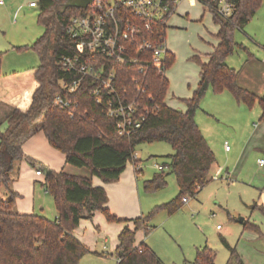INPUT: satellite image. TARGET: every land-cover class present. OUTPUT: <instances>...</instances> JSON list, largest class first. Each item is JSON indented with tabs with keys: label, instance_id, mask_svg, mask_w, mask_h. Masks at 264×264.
<instances>
[{
	"label": "trees",
	"instance_id": "obj_1",
	"mask_svg": "<svg viewBox=\"0 0 264 264\" xmlns=\"http://www.w3.org/2000/svg\"><path fill=\"white\" fill-rule=\"evenodd\" d=\"M68 0H39L38 24L44 34L30 47L40 58L36 70L37 87L32 103L26 110L13 109L0 123V188L9 189L13 183L15 165L27 160L38 171L45 174L44 187L54 198L58 217L50 220L39 215H22L14 210L17 194L9 192L4 200L0 197V264H79L90 253L84 244L74 236L81 221L92 219L96 213L105 216L109 223H120L124 227L118 236L116 249L118 264H164L158 255L145 243L136 245L137 234H151L150 223L156 212L164 210L170 215L176 213L188 197L196 198L210 182L216 156L196 123V112L201 101L211 89L215 94L228 91L238 103L252 107L259 101L262 108L261 122L264 123V96L239 86V73L227 65V59L237 48L235 32L242 31L255 17L263 0H237L234 16L225 20L210 12L219 31L215 36L219 45L209 54V61H195L200 67V83L191 99L183 100L186 112L170 108L166 104L169 81L161 75L158 65H152L145 76L138 67L110 64L116 71L115 86L120 98L126 104L136 102L144 112L149 111L142 127L128 137L118 135L117 120L109 118L105 109L96 103L92 94L99 87L87 80L75 92L69 93L62 86L72 77L60 66L62 57L76 54L75 45L67 34L70 20L86 16L88 10L70 8L61 13ZM175 13V8H172ZM168 16L167 19H169ZM168 26L158 27L165 33ZM264 49V45H263ZM5 53L0 52V78ZM176 58L168 53L164 65L169 70ZM145 78V86L136 82ZM145 90V94L141 92ZM57 96L71 100L75 116L55 106ZM108 95L103 93L105 101ZM158 107V109H157ZM7 124L2 132L1 126ZM37 132H43L50 145L61 152L66 164L89 171L90 176H75L65 171L40 168L23 151L24 143ZM167 143L174 154L166 169L159 171L144 183L146 193H156L167 186L170 171L176 176L178 196L171 202L157 207L148 216L134 220H121L112 215L108 208V195L103 187H95L93 179L104 184L120 181L129 163L136 168L135 148L142 144ZM250 225L245 224V228ZM232 257L236 255L231 249ZM195 264H216V254L208 247L197 251ZM242 264V263H241Z\"/></svg>",
	"mask_w": 264,
	"mask_h": 264
},
{
	"label": "rangeland",
	"instance_id": "obj_2",
	"mask_svg": "<svg viewBox=\"0 0 264 264\" xmlns=\"http://www.w3.org/2000/svg\"><path fill=\"white\" fill-rule=\"evenodd\" d=\"M38 2L6 0L0 9V49L13 43H34L43 35L44 29L37 21L39 8H30V3ZM179 5L177 13L170 19L166 35L167 44L176 55V63L167 74L171 86L167 103L173 102L178 111L185 112L187 106L182 99L189 93L193 96V87L199 79L195 56L202 61L206 59L217 43L214 34L218 28L207 7L195 0H181ZM30 39L35 40L30 42ZM235 42L238 46L227 59V65L239 73L245 85L264 83V0L251 22L242 31L235 32ZM27 53L24 58L28 60L32 56L38 58L30 50L23 54ZM10 62L16 65L15 59ZM261 115L259 101L248 107L238 103L228 91L221 94H215L211 89L207 91L195 119L216 156L211 180L196 198L188 197L189 201L176 213L156 212L150 223L152 232L147 238L143 231L138 235V240H144L153 248L164 264H195L197 251L205 247L216 254V264H264V166L259 165L264 160ZM252 136L253 146L248 145ZM227 146L233 150L231 153L226 151ZM173 154L172 146L167 143L142 144L135 148L134 157L139 161L141 216H148L178 196L176 176L169 170L166 171L167 186L163 190L151 194L144 191V183L159 174L157 167L169 164ZM22 162L15 165L13 183L19 180ZM64 165L90 176L86 169ZM218 169H222V176L216 180ZM133 170L134 165L129 163L126 171ZM44 179L45 174L39 182ZM4 190L5 187L0 188L1 193ZM50 198L49 206L39 213L54 219L57 210L54 198ZM106 223L115 229L101 238L97 236L104 229L94 226L93 221L86 220L81 227L82 237L92 254L86 255L79 264H118L113 244L117 241L119 225ZM247 223L249 228H245ZM105 237L109 243H105ZM231 249L236 252L234 257Z\"/></svg>",
	"mask_w": 264,
	"mask_h": 264
},
{
	"label": "built area",
	"instance_id": "obj_3",
	"mask_svg": "<svg viewBox=\"0 0 264 264\" xmlns=\"http://www.w3.org/2000/svg\"><path fill=\"white\" fill-rule=\"evenodd\" d=\"M6 0H0V7ZM181 0H94L86 16L70 20L67 34L75 45L76 54L62 57L60 66L71 80L61 86L69 93H75L82 84L91 80L97 87L92 93L96 103L102 106L109 118L117 120L118 135L128 137L139 130L147 119L149 111H142L136 102L128 104L118 96L115 86L116 71L110 64L132 65L138 67L145 76L152 65H158L161 75H166L164 65L168 53L166 32L158 31L162 25L168 26L170 18L176 13ZM209 11L215 12L225 20L234 16L237 0H196ZM32 7L37 4L32 3ZM175 8V13H172ZM168 16H170L169 19ZM145 86V78L136 82ZM108 95L107 101L103 93ZM145 94V90L141 89ZM55 106L61 111L75 116L71 100L57 96ZM158 109V107H157ZM226 151H230L229 146ZM264 166V160L259 162ZM158 171L166 169L158 166ZM138 171V169H137ZM41 175V172H37ZM222 176L220 169L215 179ZM189 200L185 199L184 203ZM219 228V227H218Z\"/></svg>",
	"mask_w": 264,
	"mask_h": 264
},
{
	"label": "crops",
	"instance_id": "obj_4",
	"mask_svg": "<svg viewBox=\"0 0 264 264\" xmlns=\"http://www.w3.org/2000/svg\"><path fill=\"white\" fill-rule=\"evenodd\" d=\"M195 2L197 1L195 0ZM197 3L200 4L199 2ZM5 4L6 3H4V5L1 6L0 9L4 7ZM31 4L32 3H30L31 9L39 8L38 5L36 7H32ZM179 6L177 10L179 9ZM169 28H170V20L168 22V29ZM217 28L219 31V26H217ZM168 29H167V32H168ZM167 32H166V35H167ZM216 35L217 34H214V37ZM32 40H35V39H30V42H34ZM34 43H28V41L25 43H20V44L13 43V44H10L7 48L5 47L6 49H0V50H6L5 52H1V53H5V56H4L3 63H2V76L0 78V123L5 120L6 116L11 110L20 109L23 111V110L28 109L32 103L33 93L37 87V84H36L37 81H36L35 74H36L37 68L40 66V58L38 56V58L36 57L37 58L36 59V58H33L32 56V58H29L28 60L24 58L26 57L25 55H28V53L27 54H23V53L28 52L29 50L20 51L18 50V48L30 47ZM218 45H219V40L217 39V43L213 47V50L206 55V59H204L203 61L199 56H195V58L198 57L201 59L203 63H207L209 61V57H208L209 54H211ZM167 48H168V51L172 55H174L176 58L175 53L169 48L168 44H167ZM13 59H15L16 61L15 66L11 65L12 63L10 62ZM18 61H21V62H18ZM169 70H167L166 72L167 79H168L167 74ZM199 83H200V67H199V79L197 80L196 85L193 87L194 88L193 90L197 89ZM169 84H170V81H169ZM238 84L240 87H242L243 89L247 91H250L251 93L255 94L259 98H262L264 96V83H261L259 86L245 85L242 82V79L240 78V76H238ZM170 89H171V86L169 87V91ZM189 94L191 95V93ZM190 95H184L185 97L182 100L191 99L192 95L191 96ZM168 97H169V92H168V96L166 99L167 106H169L172 109L177 110L176 107H174V106H177L176 104H174L173 102L167 103ZM7 127L8 126L6 123L3 124L1 126V131L4 132L7 129ZM262 135L264 137V130L262 132ZM248 140H249L248 145L253 146L254 145L253 136L249 137ZM23 151L28 159L34 160L35 162H37V164H40V166H43V168H49L57 172H59L58 169L62 168V170H64L68 174L75 175V176L88 177L86 175H83L81 172H77L73 168H68V166H65L64 165L66 164L65 156L50 145L49 141L47 140L43 132H37L30 139H28L23 145ZM232 151L233 150H230V153ZM22 163H23L22 170L19 176V180L14 182L13 185L11 184L9 189L5 188L3 193L0 192V197L6 200L10 196L9 192L11 191L15 192L18 195L15 200V206H14V210L17 213L22 214V215H39V216L44 217V215L40 214L39 211L40 210L43 211L46 208V206H49V204L51 203L50 197H52L46 191V188L44 187V182L42 183L39 182V179L43 177L44 173H42L41 175H37L38 169H35L37 167L33 168V166L27 160H23ZM62 165L63 167H59ZM219 170L220 169H218V171ZM138 178H139V175L136 173V168L134 166L133 172L125 171L122 174L120 181L117 183L104 184L99 179L94 178L93 185L95 187H103L106 190L108 199H109L108 208L112 215L116 216L117 218L121 220H134L140 217H144V216H141L142 206H141V197H140ZM40 183H41V186H38ZM103 216H104L103 214L96 213L92 219H85L81 221L78 229L74 231V236L78 238L84 244V246H86V248L88 246V242L84 239V237H82V232H81L82 231L81 227H83V224L85 223L86 220L93 221L94 226H100V227L102 226L104 231L100 230L101 233L100 235L97 236L100 238L103 237V235L108 236L109 233L115 229V228L112 229L111 225L108 226V224L106 223L107 220L106 218L104 219ZM57 217H58V212L57 214H55V218L50 219V220H56ZM112 224L119 225L118 228H116V230H118V236H119L124 225L120 223H112ZM90 231H92L91 226H90ZM138 235L139 233L137 234L136 245L139 246L140 244L145 243L148 247H150L144 240L143 241L142 239L138 240ZM104 240H105V243H109L108 238L105 237ZM118 245H119V241L117 237V241H115L113 244V251L115 250V253H116V249ZM151 249L156 253V251L153 248ZM89 252L90 253L88 254H92L90 250Z\"/></svg>",
	"mask_w": 264,
	"mask_h": 264
},
{
	"label": "water",
	"instance_id": "obj_5",
	"mask_svg": "<svg viewBox=\"0 0 264 264\" xmlns=\"http://www.w3.org/2000/svg\"><path fill=\"white\" fill-rule=\"evenodd\" d=\"M94 0H68L62 7L61 13H65L70 8L87 9Z\"/></svg>",
	"mask_w": 264,
	"mask_h": 264
}]
</instances>
